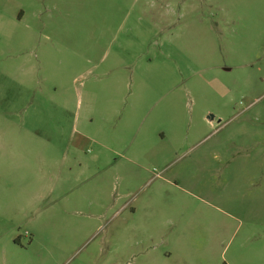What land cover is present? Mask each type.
I'll return each mask as SVG.
<instances>
[{
    "label": "rangeland",
    "instance_id": "1",
    "mask_svg": "<svg viewBox=\"0 0 264 264\" xmlns=\"http://www.w3.org/2000/svg\"><path fill=\"white\" fill-rule=\"evenodd\" d=\"M0 264H264V0H0Z\"/></svg>",
    "mask_w": 264,
    "mask_h": 264
},
{
    "label": "water",
    "instance_id": "2",
    "mask_svg": "<svg viewBox=\"0 0 264 264\" xmlns=\"http://www.w3.org/2000/svg\"><path fill=\"white\" fill-rule=\"evenodd\" d=\"M211 117H213V116H211ZM211 117L209 118V120H211Z\"/></svg>",
    "mask_w": 264,
    "mask_h": 264
}]
</instances>
